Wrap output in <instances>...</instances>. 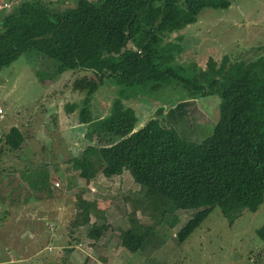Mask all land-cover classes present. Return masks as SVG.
<instances>
[{
    "label": "trees",
    "instance_id": "obj_1",
    "mask_svg": "<svg viewBox=\"0 0 264 264\" xmlns=\"http://www.w3.org/2000/svg\"><path fill=\"white\" fill-rule=\"evenodd\" d=\"M231 1L20 0L0 12V71L26 50L35 49L54 60L51 76L78 68L91 73L77 113L89 143L68 158L71 170L86 181L99 174L117 176L121 184L125 176L131 177L137 190L124 196L130 206L117 237L98 209V199L77 191L78 219L72 224L83 236L69 233V243L81 244L86 237L98 252L118 241L134 252L153 242L156 226L167 213L174 226L182 210H195L174 233L182 242L215 206L232 223L244 208L264 203V58L210 55L208 59H220L218 68L227 71L205 85L165 64L170 49L159 46L163 39L182 48L178 42L182 36L169 39L172 32L196 21L203 8H225ZM106 79L128 87H145L148 82L156 87L177 79L197 98L217 94L219 116L212 132L200 141L181 137L155 116L137 127V103L129 98L116 97L94 117L89 96ZM24 139L15 125L0 136L6 150L18 149ZM40 181L34 186L47 190L45 177ZM91 213L95 219L82 223L80 217ZM140 216L152 223L142 224ZM255 232L264 239V221Z\"/></svg>",
    "mask_w": 264,
    "mask_h": 264
},
{
    "label": "rangeland",
    "instance_id": "obj_2",
    "mask_svg": "<svg viewBox=\"0 0 264 264\" xmlns=\"http://www.w3.org/2000/svg\"><path fill=\"white\" fill-rule=\"evenodd\" d=\"M195 24L201 34L207 30L221 45L219 57L264 58V0H232L225 8L205 7ZM207 41L189 42L190 48L183 43L181 48L161 39L159 46L170 49L165 64L206 85L227 71V67L218 68L220 59H208ZM190 51L197 53L192 56ZM53 64L50 57L28 49L0 71V136L15 125L25 138L16 150H6L0 142V264H95L94 258L109 264H264V239L255 232L264 221V203L244 208L232 223L215 206L182 242L174 233L195 210H182L174 226L169 225L167 213L156 226L157 237L145 249L130 252L132 258L123 256L116 240L114 248L105 246L98 252L86 237L80 245L76 240L69 243V233L74 238L83 236L80 227L72 224L78 219L77 191L85 190L98 199V209L104 211L117 237L130 206L124 196L137 190L131 177L125 176L121 184L117 176L99 174L86 181L71 170L68 158L89 143L77 113L91 73L78 68L51 76ZM148 84L128 87L106 79L90 93L92 115L97 117L116 97L129 98L137 103L139 120L148 116L149 109L153 114L152 110L166 111L164 121L187 140L200 141L212 132L219 116L217 94L197 98L177 79L156 87ZM44 177L47 190L35 187ZM46 193L52 198H46ZM80 219L91 222L95 215ZM140 222L152 223L141 216Z\"/></svg>",
    "mask_w": 264,
    "mask_h": 264
},
{
    "label": "crops",
    "instance_id": "obj_3",
    "mask_svg": "<svg viewBox=\"0 0 264 264\" xmlns=\"http://www.w3.org/2000/svg\"><path fill=\"white\" fill-rule=\"evenodd\" d=\"M197 19H198V16H197ZM197 21V20H196ZM196 21H194V22H192V23H189V24H187L185 27H183L182 29H180L179 31H175V32H172L171 34H170V37H169V39H175V40H178V36L180 35V36H182V39L181 40H178V42L179 43H181V44H183V43H187V45L189 46V48H190V45H189V42H202V41H205V40H208L207 42H206V48L204 47V49H205V52L207 51V53H206V55H208V56H210V55H215V56H217V54L218 53H220L222 50H221V45L220 44H218L217 43V41H215L213 38H211L210 37V35L207 33V30H204V32L205 33H203V34H201L199 31L201 30L200 29V26H198L197 24H195L194 25V23L196 22ZM191 53H192V56H195L196 55V53H197V51H195V52H192V51H190ZM202 97H205V96H202ZM135 107L136 106H134V109H135ZM157 113H156V112ZM152 112H155L154 114L153 113H150V111H149V113H148V116L146 115V116H142L143 118H145L144 120H139L138 119V125H137V127H139L140 125H142L148 118H150V117H152V116H155V117H159V118H161V122L164 124V125H166V126H168V124H169V122H167V121H164V118L162 117V115L163 116H165L166 114H168V113H166V111H159L158 109L157 110H152ZM137 114V113H136ZM138 116V115H137ZM146 117H147V119H146ZM46 196H47V193H46ZM46 198H52L51 196H47ZM49 220H51V219H49ZM52 222H53V220H51ZM91 241V240H90ZM115 246H114V244H112V245H108L107 246V248L109 249V248H114ZM127 250H125L124 248H123V251H122V254H123V256H127V258L129 257V258H132L131 257V254H130V252H128L129 254H127ZM126 257H124V259H125ZM126 258V259H127ZM114 263H115V261H113Z\"/></svg>",
    "mask_w": 264,
    "mask_h": 264
},
{
    "label": "built area",
    "instance_id": "obj_4",
    "mask_svg": "<svg viewBox=\"0 0 264 264\" xmlns=\"http://www.w3.org/2000/svg\"><path fill=\"white\" fill-rule=\"evenodd\" d=\"M20 0H4L3 2H0V10L8 11L10 10L14 5L19 3ZM80 245V244H79ZM95 264H109L108 260H100L98 258H94Z\"/></svg>",
    "mask_w": 264,
    "mask_h": 264
}]
</instances>
